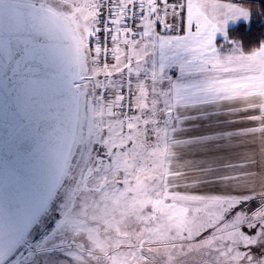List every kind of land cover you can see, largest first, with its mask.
<instances>
[{"label": "snow or ice", "instance_id": "obj_1", "mask_svg": "<svg viewBox=\"0 0 264 264\" xmlns=\"http://www.w3.org/2000/svg\"><path fill=\"white\" fill-rule=\"evenodd\" d=\"M0 264H264V2L0 0Z\"/></svg>", "mask_w": 264, "mask_h": 264}, {"label": "trees", "instance_id": "obj_2", "mask_svg": "<svg viewBox=\"0 0 264 264\" xmlns=\"http://www.w3.org/2000/svg\"><path fill=\"white\" fill-rule=\"evenodd\" d=\"M261 2H264V0H261ZM246 6H253L254 7V5H246ZM260 27H261L260 21L254 20V22L250 28H249L248 24H246V23L238 24V25L232 27L234 29V31L231 34H232V36H234L238 39L243 38L244 43H245V48L247 49L248 47L251 46V44H250L251 37L257 36L259 34Z\"/></svg>", "mask_w": 264, "mask_h": 264}, {"label": "rangeland", "instance_id": "obj_3", "mask_svg": "<svg viewBox=\"0 0 264 264\" xmlns=\"http://www.w3.org/2000/svg\"><path fill=\"white\" fill-rule=\"evenodd\" d=\"M224 2H229V0H224ZM233 2H238V0H233ZM253 207H255V205H253Z\"/></svg>", "mask_w": 264, "mask_h": 264}, {"label": "crops", "instance_id": "obj_4", "mask_svg": "<svg viewBox=\"0 0 264 264\" xmlns=\"http://www.w3.org/2000/svg\"><path fill=\"white\" fill-rule=\"evenodd\" d=\"M244 23H246V24H247V22H244ZM236 25H238V24H235V25H233V26H231V27H234V26H236Z\"/></svg>", "mask_w": 264, "mask_h": 264}]
</instances>
